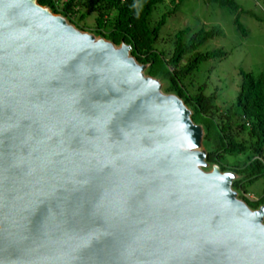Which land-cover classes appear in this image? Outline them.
Returning <instances> with one entry per match:
<instances>
[{
  "label": "water",
  "instance_id": "95a60500",
  "mask_svg": "<svg viewBox=\"0 0 264 264\" xmlns=\"http://www.w3.org/2000/svg\"><path fill=\"white\" fill-rule=\"evenodd\" d=\"M129 46L0 0V264H264V206Z\"/></svg>",
  "mask_w": 264,
  "mask_h": 264
},
{
  "label": "trees",
  "instance_id": "16d2710c",
  "mask_svg": "<svg viewBox=\"0 0 264 264\" xmlns=\"http://www.w3.org/2000/svg\"><path fill=\"white\" fill-rule=\"evenodd\" d=\"M36 1L76 27L81 26L80 22L87 13H94L90 33L114 45L124 43L129 46V54L134 60L146 65L144 73L158 79L162 91L178 96L190 110L191 120L201 126L199 149L205 155L203 169L217 166L220 171L232 172L231 188L234 191L242 189L243 182L250 183L264 174V73L240 69L235 99L224 108L213 103L212 93L205 95L201 88L196 90L186 78L201 60L226 55L222 49L207 53L199 51L206 40L219 33L217 30L198 29L189 33L185 28L178 30L169 40L159 38L160 26L177 7L175 0H170L173 6L160 17H151L152 10L165 0ZM207 1L227 6L233 12L238 9L233 0ZM233 23L236 30L244 34L237 16ZM187 33L188 38H184ZM167 41L171 43L166 44ZM237 155H242V158L228 159ZM239 198L250 209L264 205V192L256 200Z\"/></svg>",
  "mask_w": 264,
  "mask_h": 264
},
{
  "label": "rangeland",
  "instance_id": "374dc122",
  "mask_svg": "<svg viewBox=\"0 0 264 264\" xmlns=\"http://www.w3.org/2000/svg\"><path fill=\"white\" fill-rule=\"evenodd\" d=\"M175 2H178L177 7L172 14L166 16L158 36L169 40L178 30L185 28H188L189 33L198 29L219 32L206 40L199 47V51L207 53L222 49L226 55L201 60L186 78L188 84L196 90L201 88L205 95L212 93L213 103L219 108H224L235 99L240 69L264 73V0H233L238 7L235 12L227 6H218L207 0ZM172 6L170 0L158 3L152 10L151 17H160ZM94 16V13H87L80 22L86 31L93 27ZM235 16L238 17L244 34L236 30L233 23ZM189 33L184 38H188ZM168 43L169 41L166 42ZM236 158L241 159L242 155L228 157L231 160ZM243 192L246 194L243 195ZM263 192L264 174L250 183L243 182L242 189H238V196L253 195L258 198Z\"/></svg>",
  "mask_w": 264,
  "mask_h": 264
},
{
  "label": "clouds",
  "instance_id": "9594fccd",
  "mask_svg": "<svg viewBox=\"0 0 264 264\" xmlns=\"http://www.w3.org/2000/svg\"><path fill=\"white\" fill-rule=\"evenodd\" d=\"M59 1H61V0H58V3H59ZM120 1H123V0H120ZM55 14H59V13H55ZM66 19V18H65ZM67 21V20H66ZM68 23H70L71 25H73L76 29H79V30H81V31H84V32H87V33H89L90 34V31H86L84 28H82L81 29V26L79 27H76L73 23H71V22H69V21H67ZM92 34V33H91ZM94 36H96V35H94ZM96 37H101V36H96ZM101 38H103V37H101ZM106 40V39H105ZM115 46H118V45H115ZM160 82V81H159ZM161 84V83H160ZM162 86V85H161ZM162 88V87H161ZM160 88V90H161V92L162 93H165V94H171V93H166V92H164V91H162V89ZM178 97V96H177ZM202 168V167H201ZM203 169V168H202ZM211 168H208V169H203V170H210ZM221 172H224V171H221ZM232 173V172H231ZM232 189V188H231ZM233 190V189H232ZM234 191V190H233ZM235 192V195H236V198L237 199H239V200H241V201H243L242 199H240L239 198V196H238V190L237 191H234ZM244 194H246V192H243V195ZM243 197H245V196H243ZM245 198H247L248 200H256L257 198H255L253 195H249L248 197H245ZM244 202V201H243ZM262 206H264V205H262ZM261 207V206H260ZM259 208V207H258ZM257 208V209H258ZM251 210H256V209H251Z\"/></svg>",
  "mask_w": 264,
  "mask_h": 264
}]
</instances>
